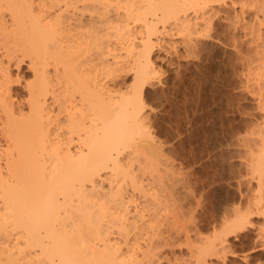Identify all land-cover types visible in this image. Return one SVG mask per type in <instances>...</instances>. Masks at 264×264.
<instances>
[{
  "label": "bare ground",
  "instance_id": "1",
  "mask_svg": "<svg viewBox=\"0 0 264 264\" xmlns=\"http://www.w3.org/2000/svg\"><path fill=\"white\" fill-rule=\"evenodd\" d=\"M211 1L0 0V264H214L236 256L228 234L254 214L264 221V118L243 141L258 182L244 209L191 258L172 259L163 253L184 209L175 198L182 179L157 151L144 99L159 75L154 38L170 22L190 40ZM245 1L262 46H254L252 74L263 91L264 0ZM26 61L32 79L23 82L12 68ZM259 98L263 107L264 92Z\"/></svg>",
  "mask_w": 264,
  "mask_h": 264
},
{
  "label": "rangeland",
  "instance_id": "2",
  "mask_svg": "<svg viewBox=\"0 0 264 264\" xmlns=\"http://www.w3.org/2000/svg\"><path fill=\"white\" fill-rule=\"evenodd\" d=\"M233 1L214 0L212 3L209 2V5L207 3L205 9L210 15L204 10L208 15L207 21L209 19L210 21H205V25L201 26L203 30L199 28L201 33L198 29L197 33L200 34L191 35L190 40L185 33L180 34L179 28L176 30V25L172 28L175 23L172 25L169 22L153 42L159 77L157 76L154 85L146 88L144 94L150 118L148 127L156 139V146L159 144L158 153L162 154L163 159L171 162V171L173 173L176 171L174 173L176 177L182 179L176 186L175 191L179 196L176 195L175 198L179 200L177 204L182 205L183 202L184 209L177 220L179 222L181 219L180 223L175 224L176 230L173 227L171 246L164 247L165 254L163 253V256H172V259L176 257L188 260L195 254L207 238H211L215 232L223 228L226 219L232 218L235 208H242L245 205L258 183L251 175V168H248L251 166L250 158L255 153H251L243 141L246 140L245 136L255 138V132L264 118V106L262 107L260 101L262 99L259 98L264 90L256 86L257 75L252 74L259 72L255 58H258L259 54L252 52H255V47L258 52L262 44L258 49L260 41L255 40L251 29H248L254 19L252 15L254 8L252 6V9L249 8L245 0H236L235 6ZM239 4L244 6L241 7ZM188 14L194 15L192 10H188ZM135 36L136 39L139 37ZM184 39L190 41L187 42L188 45L193 44L192 48L191 45L189 47L194 52L184 43ZM121 51L126 60L131 59L125 50ZM157 55L161 58L160 61ZM26 64L27 61L21 64L20 69L12 68L14 74L18 72L21 75L23 82L32 79V70L30 71ZM250 69L251 73L248 72ZM249 74L250 79L253 76L254 79H248ZM131 75L132 73L124 78L125 85L132 83ZM15 92L22 99L26 97L23 85H16ZM183 192L185 193L182 194ZM171 213L174 215L173 209L170 216ZM250 223L245 225L243 230L235 229L237 234L235 230L231 231L233 234H228L230 246L227 250L233 249L236 256H230L227 252L225 262L223 258V261L213 259L214 261H211L214 264H264V251L256 249L264 244V230H261L264 221L260 215L254 214ZM186 230L189 236L184 232Z\"/></svg>",
  "mask_w": 264,
  "mask_h": 264
}]
</instances>
